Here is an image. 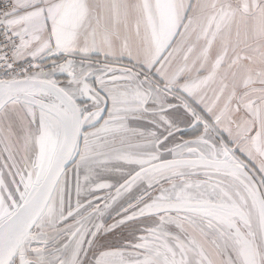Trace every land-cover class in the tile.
<instances>
[{"label":"snow or ice","instance_id":"obj_1","mask_svg":"<svg viewBox=\"0 0 264 264\" xmlns=\"http://www.w3.org/2000/svg\"><path fill=\"white\" fill-rule=\"evenodd\" d=\"M0 264H264V0H0Z\"/></svg>","mask_w":264,"mask_h":264}]
</instances>
